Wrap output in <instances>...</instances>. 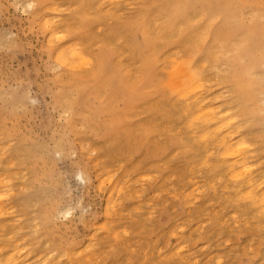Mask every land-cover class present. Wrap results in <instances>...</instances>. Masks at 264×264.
<instances>
[{
  "label": "rangeland",
  "instance_id": "1",
  "mask_svg": "<svg viewBox=\"0 0 264 264\" xmlns=\"http://www.w3.org/2000/svg\"><path fill=\"white\" fill-rule=\"evenodd\" d=\"M256 2L0 0V264H264V203L246 193L264 197V102L245 113L218 61L252 50ZM71 45L79 69L55 58ZM189 61L197 105L170 85ZM197 106L222 114L195 123ZM220 138L247 150L225 157Z\"/></svg>",
  "mask_w": 264,
  "mask_h": 264
},
{
  "label": "bare ground",
  "instance_id": "2",
  "mask_svg": "<svg viewBox=\"0 0 264 264\" xmlns=\"http://www.w3.org/2000/svg\"><path fill=\"white\" fill-rule=\"evenodd\" d=\"M109 1V0H108ZM111 1V0H110ZM116 1V0H115ZM118 1V0H117ZM252 3H254L255 4V6H257L258 4V2H256V0H250ZM102 2V1H101ZM111 3V2H110ZM251 3V4H252ZM31 4V3H30ZM263 4H264V2H263ZM226 7H230V4L229 3H227V4H225V6H224V9L226 8ZM56 8V7H55ZM54 8V9H55ZM57 9V8H56ZM117 16H118V14H117ZM214 18V17H213ZM213 18H211V19H213ZM221 18V17H220ZM240 24H241V30H242V35H245L246 36V38L247 37H249L250 36V34H252L253 35V40H252V44L251 45H253L252 46V50L251 49H249V48H247V49H244V50H242V49H240V50H238V46L235 48V50H237L236 52H238V54L237 55H235V56H232V57H227V56H223V57H218V61L219 62H222V61H225V62H228V63H234L235 65H236V68H235V70H234V74H233V76H232V84H234V88H236V91H235V93H236V96H237V98L238 99H241V101L239 102L240 103V107H244V112L245 113H248L250 116H251V118H255L256 116H260L261 114H260V112H261V106H260V102H264V99H262V98H260V96L262 95V94H264V72L262 73V74H254V69L256 68V67H260L261 69H264V52H262L261 51V46H262V43L260 42V39L262 38V34H264V23L263 22H261L260 24L259 23H256V24H254V26H246L247 24L245 23V21H244V19H242L241 21H240ZM222 26H220V28H221ZM220 28H218V29H220ZM218 29L217 28H215V29H213V34H218L219 33V31H218ZM99 30V29H98ZM230 28H228V25H226L225 27H224V31L225 32H222V34H223V36H224V41H226V39H228L229 38V36H230ZM58 33V32H57ZM53 35V34H52ZM60 36V35H59ZM59 36H57V35H55L54 34V37H59ZM62 36H64V35H61L59 38H61ZM49 37V36H48ZM51 38H53L52 36H50ZM50 38V39H51ZM63 38V37H62ZM61 38V39H62ZM54 39H57V38H54ZM47 40H48V38H47ZM46 40V41H47ZM58 41H59V39H57ZM57 40H54V41H57ZM49 42H51V40L49 41ZM48 42V43H49ZM52 44V43H51ZM73 44V43H72ZM70 45V44H69ZM71 47H73L72 45H71ZM67 49H68V47H67ZM67 49H65L64 50V52L67 50ZM69 49H71V48H69ZM67 52V51H66ZM224 51H222V53H223ZM56 53H58V51L56 52ZM244 53V54H243ZM167 55H169V54H167ZM246 57L248 58V63H246L245 62V59H246ZM53 58V57H52ZM55 58L60 62V64L62 63L63 65H65L66 67H74V68H77L76 67V65H75V62L76 61H80L82 64H87L89 61L86 59V55L84 54V52L82 51V50H80L79 48H77V47H73L71 50H70V53H69V55H68V57L65 55V53H63V51L61 52V50H60V52L56 55L55 54ZM171 61V60H170ZM187 63V62H186ZM79 62H78V66H79ZM90 64V63H89ZM194 65V66H193ZM193 65H191L190 64V61L187 63V64H185L184 63V66L183 65H181L183 68L182 69H177V70H175L171 75V82H170V85H171V87H172V89H173V91L176 93V95L177 96H179V97H181V98H183V99H186L187 101H192V102H194L195 104H196V102H199V101H197V100H200L199 99V95L201 94H198L201 90H202V87H203V77L201 78V73H200V75L197 73V71L194 69V67L196 66V64H193ZM201 65V64H200ZM199 66V65H198ZM197 66V67H198ZM82 67V66H81ZM80 67V68H81ZM196 67V68H197ZM202 67V66H201ZM85 67H83V69H84ZM88 68V67H87ZM211 68V67H210ZM77 69H79V68H77ZM76 69V70H77ZM83 69H81V70H83ZM86 69V68H85ZM75 70V69H74ZM206 70V69H205ZM213 75V74H212ZM206 78H208V77H206ZM206 78L204 79V80H206ZM212 78V77H211ZM205 88V87H204ZM203 93V92H202ZM203 95V94H202ZM264 96V95H263ZM201 97V96H200ZM243 98H244V100H243ZM209 99V98H208ZM215 99V98H214ZM31 101V100H30ZM202 102H204V98H202V100H201ZM200 101V102H201ZM206 101V100H205ZM199 102V103H200ZM201 102V103H202ZM186 103V102H185ZM200 103V104H201ZM206 103V102H205ZM198 104V103H197ZM196 104V105H197ZM186 105V104H185ZM184 105V106H185ZM189 106V105H188ZM187 106V107H188ZM209 106V105H208ZM177 107V106H176ZM195 107V106H194ZM193 107V110L195 111V108ZM197 107H199L200 109L198 110V112L196 111L195 112V114H192V113H194V112H191V114H192V116L194 115V117H193V121L195 122V123H197L198 121H199V124H200V122H204V123H206V122H209V121H211V120H213V122L215 121L214 120V116H215V113H217L218 115L220 114V113H218L219 111H215V113H214V111H213V109L211 110V109H208V108H204V107H207V106H204V107H202V106H197ZM197 107H196V109H197ZM211 108H212V106H210ZM209 107V108H210ZM214 107V106H213ZM180 108V107H179ZM189 108V107H188ZM192 110V109H191ZM192 110V111H193ZM190 111V110H189ZM191 114H188L187 116H190ZM221 114H222V112H221ZM221 114L219 115V116H221ZM185 115V114H184ZM226 115V114H225ZM219 116H216V118H218ZM232 116L233 115H228V116H223L224 118H222V121L225 123V124H227L228 122L229 123H234L233 121H234V119L232 118ZM188 119V118H187ZM262 119H264V118H262ZM221 119H219V121H220ZM187 121V123H190V120H186ZM197 121V122H196ZM216 122V121H215ZM223 122H221V125L223 124ZM186 123V124H187ZM191 123H192V121H191ZM264 123V122H263ZM208 124V123H207ZM206 124V125H207ZM180 125V124H179ZM190 125V124H189ZM197 125V124H196ZM218 125H220V124H217L216 126H217V128H219L218 127ZM170 126V125H169ZM183 126V125H182ZM195 126V125H194ZM204 126V125H203ZM191 127H193V124L191 125ZM207 127V126H206ZM205 127V128H206ZM173 128V127H172ZM204 128V127H203ZM213 128V127H212ZM212 128H208L209 130H211ZM215 128V127H214ZM216 128V129H217ZM175 129V128H174ZM193 129H194V127H193ZM201 129V128H200ZM208 129L207 130H204V131H207V132H202V134H201V138L205 141V140H209V138L210 137H212V138H214V136H216V135H213V136H211L212 135V133H211V135L209 134V132H208ZM215 129V132L217 131ZM223 129V128H222ZM162 130V129H161ZM192 130V129H191ZM213 130V129H212ZM234 130V129H233ZM211 132V131H210ZM230 132H231V130H230ZM229 132V133H230ZM228 133V132H227ZM190 135H192V134H190ZM222 135V134H221ZM224 136H227V135H224ZM231 136V135H230ZM197 137V136H196ZM199 137V136H198ZM216 138H218L219 139V136H216ZM216 138H214V139H216ZM222 138V137H221ZM220 138V140H218L217 141V143H219V145L224 149V156L225 157H235V156H237V158H239L240 156H242V155H240L239 153L240 152H242V150H247V149H245V148H243L244 146H246V145H244L243 147L242 146H240V147H237V148H235V146L234 145H231L230 143H229V139H227V138H223V139H221ZM194 141V140H193ZM202 141V140H201ZM230 141H231V139H230ZM236 141V140H235ZM239 141V139L237 140V142ZM206 142V141H205ZM196 143V142H195ZM217 143H214V144H217ZM233 143V142H232ZM213 144V143H212ZM242 144V143H241ZM218 145V144H217ZM243 145V144H242ZM8 146V145H7ZM248 148V147H247ZM207 150H209V149H206V151ZM221 151V152H222ZM210 152V151H209ZM208 154V151L206 152V155ZM221 154V153H220ZM238 154L240 155L239 157H238ZM209 155V154H208ZM243 155H245V154H243ZM203 156H204V154H203ZM206 158H207V156H206ZM236 159V158H235ZM247 159V158H246ZM244 157L241 159V164H243L244 162H246V161H244V160H246ZM201 160V159H200ZM226 160V159H225ZM223 161V160H222ZM232 161V160H231ZM233 161H234V159H233ZM168 162V161H167ZM229 162V161H228ZM243 162V163H242ZM201 163V162H200ZM226 163V162H225ZM196 164V163H195ZM203 164H204V162H203ZM220 164V163H219ZM245 165H246V163H244ZM257 164V163H256ZM206 165V164H205ZM223 165V164H222ZM244 165V166H245ZM259 165H260V163H259ZM232 166H233V164H232ZM238 166V165H237ZM237 166H235V167H237ZM250 166V165H249ZM228 167H230V166H228ZM241 167H242V171L244 172V173H246V172H248V173H250L251 171H249L250 169H249V167H247V166H245V167H247L246 168V170L244 169L245 167H243L242 165H241ZM252 168H254V167H252ZM237 168H235V170H236ZM239 169V168H238ZM237 169V170H238ZM224 170V169H223ZM233 170V169H232ZM234 170V171H235ZM240 170V169H239ZM234 171H232L233 172V175L234 176H236V178L240 175V174H238V173H234ZM17 172V171H16ZM193 172V171H192ZM14 173V172H13ZM10 175V174H9ZM15 175V174H14ZM13 175V176H14ZM245 176H246V174H244ZM250 175L252 176V173H250ZM250 175H248L247 177H250ZM1 176V175H0ZM5 176V175H4ZM3 176V177H4ZM139 176V175H138ZM242 177H243V175H241ZM240 176V177H241ZM16 177V176H15ZM141 178V177H140ZM219 178V177H218ZM221 178V177H220ZM144 179H145V177H144ZM150 179V178H149ZM248 179V178H247ZM254 179V178H253ZM252 179V180H253ZM2 180V179H1ZM10 180V179H9ZM143 180V179H142ZM229 180V179H228ZM262 180V179H261ZM264 180V179H263ZM128 181V180H127ZM5 182V181H4ZM132 182V181H131ZM225 182V181H224ZM248 182V181H247ZM6 183V182H5ZM219 183V182H218ZM226 183V182H225ZM258 183H259V181H258ZM8 184V183H7ZM132 184V183H131ZM2 185V184H1ZM3 185H5L4 183H3ZM212 185V184H211ZM248 185H249V189L254 185L253 184V181H249L248 182ZM240 186V185H239ZM127 187V186H126ZM247 187V186H246ZM256 187V186H255ZM254 187V188H255ZM99 188V187H98ZM102 188H103V186H102ZM263 188V187H262ZM127 189V188H126ZM130 189V188H129ZM137 189H138V187H137ZM136 189V190H137ZM221 189H222V187H221ZM233 189V188H232ZM239 189V188H238ZM248 189V188H247ZM257 189H258V187H257ZM261 189V188H260ZM74 190V189H73ZM246 190V189H245ZM259 190V189H258ZM264 190V189H263ZM235 191V190H234ZM238 191V190H237ZM247 192V194H248V196H247V194H246V196L247 197H249V199H253V201H255V203L257 202V203H259V201H260V203L263 205V203H264V191L262 192V199H260V197H259V199L257 200L256 198V196H254V194H253V191L252 190H246ZM255 191V190H254ZM262 191V190H261ZM188 192H189V190H188ZM256 192V191H255ZM0 195H2V193L0 194ZM4 195V194H3ZM3 195L2 196H0V198L2 197L3 198ZM187 195V194H186ZM218 195H219V193H218ZM234 195H236V194H234ZM241 195V194H240ZM245 195V194H244ZM258 195V194H257ZM261 195V194H260ZM155 196H156V194H155ZM190 196V195H189ZM4 197H5V195H4ZM112 197V196H111ZM119 197V196H118ZM188 197V196H187ZM235 197V196H234ZM246 197V198H247ZM7 198V197H6ZM189 198H191V197H189ZM193 198H195L194 196H193ZM4 199V198H3ZM2 200V199H1ZM0 200V201H1ZM111 200V199H110ZM238 200V199H237ZM247 200V199H246ZM236 201V200H235ZM241 201H242V199H241ZM245 201V200H244ZM248 201V200H247ZM2 202V201H1ZM0 202V203H1ZM191 203V202H190ZM251 203V202H250ZM259 203V204H260ZM119 204V203H118ZM109 206V205H108ZM9 207V206H8ZM106 207V206H105ZM0 209H2V208H0ZM7 209V208H6ZM134 210V209H133ZM152 210H153V208H152ZM151 210V211H152ZM144 211V210H143ZM146 211V210H145ZM259 211V210H258ZM120 212V211H119ZM2 213V212H1ZM6 213H7V211H6ZM63 213V212H62ZM3 214H5V212L3 213ZM115 214V213H114ZM216 214V213H215ZM258 214V213H257ZM1 215V214H0ZM8 215V214H7ZM66 216V215H65ZM227 216V215H226ZM233 216V215H232ZM259 216V215H258ZM257 216V217H258ZM230 218V217H229ZM233 218V217H232ZM236 218V217H235ZM226 219V218H225ZM234 219V218H233ZM228 221V220H227ZM236 221V220H235ZM11 223V222H10ZM104 223V222H103ZM102 223V224H103ZM102 224H100V225H102ZM230 224V223H229ZM233 224H235V223H233ZM264 224V223H263ZM247 225V224H246ZM203 226V225H202ZM235 226V225H234ZM262 226V225H261ZM102 227H106L104 224H103V226ZM233 227V226H232ZM19 228V227H18ZM36 228V227H35ZM196 228V227H195ZM195 228H193V229H195ZM198 228V227H197ZM230 228V227H229ZM184 229V228H183ZM262 229H263V227H262ZM180 230V229H179ZM201 231V230H200ZM117 232V231H116ZM125 234V233H124ZM123 234V235H124ZM189 234V233H188ZM171 235H173V234H171ZM120 236V235H119ZM12 238V237H11ZM124 239V238H123ZM12 241V240H11ZM10 241V242H11ZM2 242V241H1ZM16 242V241H15ZM3 244H5V243H3ZM17 244V243H16ZM227 244H229V243H227ZM225 245V244H224ZM230 245V244H229ZM10 246V245H9ZM244 246V245H243ZM1 247V246H0ZM25 247V246H24ZM2 248V247H1ZM7 248V247H6ZM9 248H11V247H9ZM5 249V248H4ZM180 249H182L181 247H180ZM204 249V248H203ZM229 249V248H228ZM245 249V248H244ZM9 250V249H8ZM183 250V249H182ZM1 251V250H0ZM15 251V250H14ZM21 251V250H20ZM21 253V252H20ZM159 253V252H158ZM246 253H248V252H246ZM172 254V253H171ZM19 255V254H18ZM17 255V256H18ZM81 255H83V253L81 254ZM90 255V254H89ZM183 255V254H182ZM9 256V255H8ZM16 256V257H17ZM50 256V255H49ZM13 257V256H12ZM48 257V256H47ZM1 258V257H0ZM7 258V257H6ZM163 258V257H162ZM170 258V257H169ZM178 258H180V257H178ZM14 259V258H13ZM59 259V258H58ZM94 259V258H93ZM167 259V258H166ZM16 260V259H15ZM56 260V259H55ZM158 260V259H157ZM159 260H160V258H159ZM158 260V261H159ZM168 260V259H167ZM182 260V259H181ZM184 260V259H183ZM12 261V260H11ZM20 261V260H19ZM264 261V260H263ZM6 262V261H5ZM9 262V261H8ZM66 262V261H65ZM78 262V261H77ZM196 262V261H195ZM122 263V262H121ZM261 263V262H260ZM12 264V263H11ZM24 264H27V263H24ZM82 264V263H81ZM96 264V263H95ZM184 264V263H183Z\"/></svg>",
  "mask_w": 264,
  "mask_h": 264
}]
</instances>
